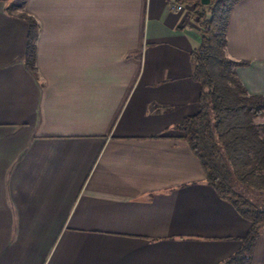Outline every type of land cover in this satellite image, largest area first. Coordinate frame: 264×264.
Wrapping results in <instances>:
<instances>
[{"label": "crops", "instance_id": "crops-1", "mask_svg": "<svg viewBox=\"0 0 264 264\" xmlns=\"http://www.w3.org/2000/svg\"><path fill=\"white\" fill-rule=\"evenodd\" d=\"M0 0V264H218L250 223L175 128L199 111V20L174 0ZM228 55L264 95V0L237 3ZM251 264H264V235Z\"/></svg>", "mask_w": 264, "mask_h": 264}, {"label": "trees", "instance_id": "trees-1", "mask_svg": "<svg viewBox=\"0 0 264 264\" xmlns=\"http://www.w3.org/2000/svg\"><path fill=\"white\" fill-rule=\"evenodd\" d=\"M199 20L200 45L192 52L193 76L201 85L199 111L176 129L198 159L207 183L250 223L241 247L218 264H251L264 230V95L251 93L238 69L248 61L227 53L228 29L241 0H174ZM27 0H9L6 11L27 25L25 59L37 75L40 24Z\"/></svg>", "mask_w": 264, "mask_h": 264}, {"label": "water", "instance_id": "water-1", "mask_svg": "<svg viewBox=\"0 0 264 264\" xmlns=\"http://www.w3.org/2000/svg\"><path fill=\"white\" fill-rule=\"evenodd\" d=\"M201 2L205 5H208L212 3V0H201Z\"/></svg>", "mask_w": 264, "mask_h": 264}, {"label": "built area", "instance_id": "built-area-1", "mask_svg": "<svg viewBox=\"0 0 264 264\" xmlns=\"http://www.w3.org/2000/svg\"><path fill=\"white\" fill-rule=\"evenodd\" d=\"M178 8H179V9H181V8H182V6L179 4V5H178Z\"/></svg>", "mask_w": 264, "mask_h": 264}, {"label": "rangeland", "instance_id": "rangeland-1", "mask_svg": "<svg viewBox=\"0 0 264 264\" xmlns=\"http://www.w3.org/2000/svg\"><path fill=\"white\" fill-rule=\"evenodd\" d=\"M264 235V230L262 231V236Z\"/></svg>", "mask_w": 264, "mask_h": 264}]
</instances>
